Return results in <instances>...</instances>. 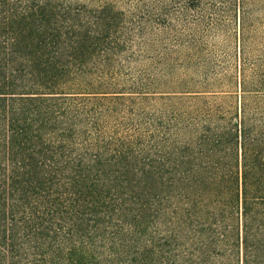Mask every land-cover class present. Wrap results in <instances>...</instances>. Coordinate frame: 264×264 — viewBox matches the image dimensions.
<instances>
[{
  "label": "trees",
  "instance_id": "1",
  "mask_svg": "<svg viewBox=\"0 0 264 264\" xmlns=\"http://www.w3.org/2000/svg\"><path fill=\"white\" fill-rule=\"evenodd\" d=\"M258 1L0 0V264H264Z\"/></svg>",
  "mask_w": 264,
  "mask_h": 264
},
{
  "label": "rangeland",
  "instance_id": "2",
  "mask_svg": "<svg viewBox=\"0 0 264 264\" xmlns=\"http://www.w3.org/2000/svg\"><path fill=\"white\" fill-rule=\"evenodd\" d=\"M76 2H100V1H107L112 2L116 4L118 7L124 8L129 11H136L139 12L140 7H150L155 11H160L161 9H164L167 11V14L163 17L167 21V26H161V25H155V32L158 34H162V39H170L171 33H181V0H73ZM262 1L259 0L256 10V14H258V21L256 23V27L258 29L259 33V40L256 43L257 45H254V48H262L264 49V7H262ZM261 9L259 10V8ZM223 26L222 30L220 32H211L206 35V43L205 47L211 49H216L220 52L221 55L224 53L226 54V61L234 66L236 65V49L237 44L234 39L233 33H234V21L231 19L230 15L227 12H223ZM197 31L202 29V26H194ZM191 29V28H190ZM188 29V30H190ZM181 39V36H180ZM171 44H173V41H171ZM176 45V44H175ZM177 46H181L177 45ZM156 47L161 49L162 43H156ZM167 51L170 56L175 55L177 61L179 60L181 62V47L178 48H171L167 49ZM173 50V51H172ZM176 69H173L171 71V75L176 77H181V64L177 62ZM177 80V79H175ZM171 90L170 88H167ZM181 109V106L179 107ZM181 264V261L179 262Z\"/></svg>",
  "mask_w": 264,
  "mask_h": 264
}]
</instances>
